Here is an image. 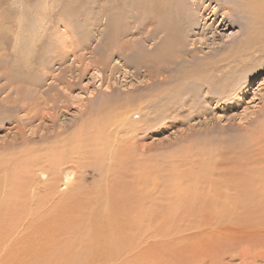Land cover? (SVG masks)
Masks as SVG:
<instances>
[{
	"label": "rangeland",
	"instance_id": "374dc122",
	"mask_svg": "<svg viewBox=\"0 0 264 264\" xmlns=\"http://www.w3.org/2000/svg\"><path fill=\"white\" fill-rule=\"evenodd\" d=\"M209 1L211 10H206L205 14L210 18L204 20V17L199 18L196 10H201V5L193 4V0H0V58L5 67L31 75L30 80L33 78L37 83L29 85L25 92L22 89L13 92L15 90L6 89L5 84L0 93V198H3V189H9V185L23 188L28 201H31V190H36L37 185L42 187L39 193L36 192L35 199L47 193L55 197L44 182L54 176L52 173L57 170V165H71L65 170L71 173L73 181L81 177L86 179L80 187L88 190L104 184L101 178L109 176L108 165H134L133 173L139 175V182H153L146 195L151 197V202H156L159 211L156 232L141 231V241L132 250L134 256L139 252L140 259L133 256L126 264L132 261L131 264H264V192H260L264 165H242V158L235 161L227 148L221 150V156L215 150L219 142L222 143L220 146L238 144L236 136H242L244 132L227 128L215 130L207 136L191 132L189 138H181L185 130L190 132L207 127L214 130L210 113L205 114V122V117H199V125L192 119L193 107L188 110L183 105L191 94L195 107L201 104L210 109L211 106L203 101L205 90L220 104L232 103L235 88L239 92L243 90L242 101L229 114L234 116L233 123L244 126L245 120H241V116L248 117L250 112L262 106L260 122L264 124V28L256 19L258 11L244 8V4L252 2L256 5L259 0H236L231 4L226 0ZM198 3L202 4L201 1ZM143 6L147 15L152 17L160 11L169 13L170 10L172 13L167 18H172L168 20L170 27L175 28L171 29L174 34L168 36L158 31L154 17L150 19L151 25H146L142 21L146 18L137 13L138 9L142 12ZM212 8L217 17L212 15ZM113 13L119 16L118 20L113 19ZM184 13L190 18L187 32L184 27L188 16ZM195 17L198 23L193 27ZM116 21L117 30L108 37L109 25ZM197 25L204 28L203 34L206 30L207 41L212 42L204 50V58L212 65L205 69L204 79L212 77L216 82L208 86L203 83L204 87L198 85L199 80L182 82L180 74L187 73L184 71L190 66L185 65L188 66L185 69L180 64L181 68L176 62L177 55L182 49L181 52H185L188 43L182 37ZM61 37L64 48L68 44L75 50L69 46L66 54L62 52ZM119 45L123 47L125 69L119 65L118 71L111 76L107 70H100V76H97L93 66L103 67L99 66V60L117 53ZM77 55L80 61L73 64L72 72H67ZM162 57L166 62L174 60L170 65L172 72L164 73L165 80L160 81L155 76L149 79L150 75L144 69L153 70V75L160 68L167 69L165 61L157 63ZM197 59L196 54L192 64L199 62ZM79 67L82 68L80 72ZM2 70L0 77L3 76ZM65 79L71 81L67 87L62 82ZM54 85L57 86L56 93L52 90ZM46 88L50 92L47 93ZM176 91L180 94L177 95ZM35 92L37 96L31 95ZM51 94L52 99L49 98ZM33 97L36 100L32 103L30 98ZM46 100L50 101L47 103ZM222 116L221 119L225 118ZM220 123L226 122L220 120ZM255 125L251 123L248 131ZM95 133L108 139L97 138ZM124 139L136 142L137 153ZM119 141H124L125 148L124 144L117 143ZM141 147L150 150L144 153ZM208 152L213 165L211 162L210 165L201 164L200 154ZM255 152L254 159L257 160L260 156ZM191 159L197 162L190 163ZM127 169L131 170L129 166ZM61 183L60 179L51 182L56 189ZM134 184L139 190L140 186L135 181L131 183ZM238 186L252 190L249 199L244 197L246 200H241L243 197L237 193L244 190ZM66 188L62 185L57 190L65 191Z\"/></svg>",
	"mask_w": 264,
	"mask_h": 264
},
{
	"label": "bare ground",
	"instance_id": "6f19581e",
	"mask_svg": "<svg viewBox=\"0 0 264 264\" xmlns=\"http://www.w3.org/2000/svg\"><path fill=\"white\" fill-rule=\"evenodd\" d=\"M193 1H194L193 4L197 3L198 6L201 5V8H202L201 10L196 9L197 13L199 14V18L204 17L202 19H204V20L209 19L210 16L206 15L205 11L211 10L210 6H209L211 4V1H209V0H204V2H203V0H193ZM200 1H201V3L203 2L202 3L203 5L198 3ZM212 1H214V0H212ZM226 1L231 4V3L235 2L236 0H226ZM226 1H225V3H227ZM205 2H207L206 5L204 4ZM217 2H219V1H217ZM259 2H261V5H259ZM259 2L256 5L252 2L250 3V5L244 4L246 6V7L244 6V8H245V10L247 9V11H249V9L251 11L252 10L258 11L256 19H257V21H259V25L262 28H264V0H259ZM111 3H112V1H111ZM138 7H140V6H138ZM143 8H144V6H143ZM237 8L241 9V7H239V6H237ZM192 9H194V6ZM138 10H137V13L139 14V16L146 18V19H142L143 22H146L145 23L146 25H151L150 19L152 20L155 18V22L157 23V30L158 31H162L161 33H164V34L166 33V35H168V36H170V34L171 35L174 34L173 32L171 33V29H173L174 27L173 28L170 27V22L168 20L171 17L167 18L172 13L170 10H168L169 13H167V12L164 13L163 11H160L155 16H153L154 18L151 15L150 16L147 15L148 12L145 11L146 10L145 8L142 10V12L138 11ZM212 12H210V13H212V15L214 17L218 16V15L216 16L217 13H216V11L214 12L213 8H212ZM130 13H132V12H130ZM197 13H196V15H197ZM115 14L113 13V15H112V16H114L113 19L118 20L119 16L117 14L116 15ZM185 15L188 16L187 14H185ZM253 15H254V13H253ZM180 17L182 18V16H180ZM181 18H180V20H181ZM166 19H167V21H166ZM19 20L22 21V19H19ZM189 21H190V18L188 16L187 21H186V27H184L186 32L188 31L187 26H189V24H188ZM213 21H215V20H213ZM117 22L118 21L112 22V24L109 25V28H108L109 30H107L108 37L111 34V32L117 28V26H116V24H118ZM180 23H181V21H180ZM196 23H198L197 18H196V22L191 24V26L195 25ZM253 23H254V21H253ZM152 24H153V21H152ZM171 25H173V24H171ZM205 25H206V23H205ZM208 26H209V23H208ZM180 27H182V24L179 26V29H180ZM176 28H178L177 22H176ZM203 29L204 28H202L200 25L199 26L197 25L196 28H190L189 32L186 33L185 37H182L184 41L186 40L188 42L185 44V49L187 51L185 50V52L182 53L181 52L183 50L182 49L180 51V54L177 55L179 57V58L177 57L178 60H176V62L178 61V66L181 68H182V65L183 66H185V65L190 66V67L185 66V69H186V67H188V69L184 71L187 73H181L179 79L184 83L187 81H192L191 79H193L194 81L199 80L198 85H200L202 87H204L202 85L203 83H206L208 86V84L211 85V84H213V82H216V81H213L214 78H212V77L211 78L213 80L210 77H206V79H204L205 69H207V70L210 69L212 65H210L211 62H210V64H208L207 59L204 58V55H205L204 50L210 47L209 44L211 41L210 42L207 41L208 38L205 35L206 30H204V34L201 32V31H203ZM174 31H176V30H174ZM139 32L145 33V31H142V30L141 31L139 30ZM146 32H147V30H146ZM179 32H180V30H179ZM181 32H183V31H181ZM175 33H177V32H175ZM196 34H198L197 38L195 37ZM259 34H261V33H259ZM162 36H164V35H162ZM186 37H188L189 39H187ZM19 38H20V36H19ZM24 39H23V41H24ZM57 39H58V37H57ZM155 39H156V37H155ZM15 40H17V39H15ZM142 40H144V39L142 38ZM147 40H149V39H147ZM169 41H172V40L169 39ZM164 42H165V40H164ZM262 42L263 41L261 40V43ZM15 43H16V41H15ZM60 43L62 44L61 48L64 50L62 52H64L65 54L67 53L69 46L73 47L72 49H74L73 45H68V44H66V47L64 48L63 47L64 43H63L62 37L60 39ZM127 43L129 44V42H127ZM169 43H171V42H169ZM169 43H168V45H169ZM121 44H123V43H121ZM71 47H70V49H71ZM88 47H89V45H88ZM181 48H184L183 45L181 46ZM122 50H123V47L119 45V47L117 49V53L115 52L114 54H112L111 57H109L106 60H99V66L102 65L103 67L100 68V67L94 65L93 68H94L95 74L97 76H100V72H101L100 70H102V71L107 70L108 76H111V74L118 71V68H120L119 65H121V68L125 69L126 62L123 59ZM249 50H250V47H249ZM175 52H176V50L174 51V53ZM188 52L190 54H188ZM73 54H74V51H73ZM187 54H188V56H187ZM196 54L198 55L197 61H199V62L196 61L197 63L192 64L193 58ZM73 56L75 57V55H73ZM174 57L175 56H173V58ZM104 58H106V55ZM168 58H170L169 60L173 59L171 57H168ZM153 59H154V57H153ZM163 59H166V58L162 57V59L157 60V63L160 64L159 63L160 60H162V62L165 61L164 64H166L165 65L167 68L166 70L159 67L160 69L157 70L156 72H154L155 74L153 75L152 69H151L152 72H150V70L144 69V71L150 75V76H148L149 79H152V77L155 76V77H158V80H160V81L165 80L166 75H164V73L165 72H172V69H170V65L174 62V60H173V62H166L167 60H163ZM205 60H206V64L204 63ZM79 61H80V59H78V55H77V57L74 59V61L72 63H70V67H67L68 68L67 72H72L73 71L72 68H74L73 64L75 62H79ZM112 61H116V62L112 65L111 64ZM89 62H91V61H89ZM96 62L97 61H95V63ZM3 63H4L3 60L0 58V70L3 69L1 72V73H3V76H1V77H3V82H1L2 78L0 77L1 78L0 79V93H1V91H3V88H5L6 86H7L6 89L13 88L15 90L13 92H18V90H20V89H22V91L25 92V90L29 89V85L37 84V83H34L35 80L33 78L30 80L31 75L29 76L28 74H25V73H18L12 67H5ZM180 64H182V65L180 66ZM212 64H213V62H212ZM85 65H87V63H85ZM110 65H112V66H110ZM201 67H204V70H201ZM84 68H87V66H85ZM181 68H177V70H179V69L181 70ZM80 69H82V68L79 67V72H80ZM140 71H142V70H140ZM61 72H62V70H61ZM176 75H178V74H176ZM61 77H64V76H61ZM167 77H168V75H167ZM136 78L139 79V77H136ZM142 78H144V77H142ZM144 79H146V78H144ZM179 79H177L176 81H179ZM55 80L57 81L56 78H55ZM65 80L66 81L62 80V82H64L65 87H67V85L71 81L68 82L67 79H65ZM5 84H6V86H4ZM55 87H57V86L54 85V88L53 89L51 88V89L52 90L57 89ZM49 88H46L47 93L50 92ZM211 89H213V87ZM236 89L237 88H235L233 90V97H231L233 99V101L230 104H227V103H223V104L221 103L220 104L219 100H217L214 97L209 96L208 90H205L204 95H203V101L205 102V104L207 103L208 105L211 106L210 109L208 106H204V105L202 106L201 104L197 105V107H195L194 104H196V103H194V95L192 96L191 94H189V96H188L189 99H187L188 101L184 102L183 105L188 110L193 107V109H191L192 112H194V116L192 119L194 121H197V123L199 124L200 123V122H198V120H200L199 117L200 116L205 117L203 119L205 122L206 121L205 120L206 119L205 114L210 113L211 114L210 121H212L215 124V125H212V124L211 125L213 127L215 126V128H214V130H213V128H212V130L211 129L208 130V127L206 129H203V130H201L199 128L200 130H195V131H190V132L185 130V133L181 135V138L183 140L186 138H189V134L191 132H193L196 135H206L207 136L215 130L223 131L227 128L230 129V131L231 130L242 131V132H244V134L242 136H239V137L236 136V138L239 139L237 142L238 144L234 143L233 145L220 146V144H222V143L219 142V146L217 148H215V150L218 153L217 155L221 156V154H222L221 150L224 148H227L233 154L235 161L239 157L242 158V160L240 161V162H242V165H264V124H261V122H260V121H262V120H260V112L262 110V106H258L257 109L250 112L248 117L243 118L244 116L243 117L241 116L240 119L245 120L244 126L233 123V122H235L234 116L233 115L229 116V114H231L230 112H232L234 109H236L238 104L242 101V99H240V98L243 95L242 93H244L243 90H240L241 92H239V91H236ZM41 92L44 93L45 91L42 90ZM58 92H59V90H58ZM60 92H61V90H60ZM54 93H56L55 90H54ZM176 93H177V95H179L180 91L179 92L176 91ZM26 94H28V93H26ZM34 94L37 96L36 92L32 93L31 95L34 96ZM16 95H17V93L15 94V97H17ZM49 98L52 99L53 94H51ZM32 100L35 101L36 99L34 97L32 99L30 98L31 102H32ZM50 100H46L47 103ZM178 100H180L179 96H178ZM27 102H29V101H27ZM221 102H223V101H221ZM13 103L15 104V101H13ZM192 104H193V106H191ZM173 105H175V103ZM125 115L126 114H124V116ZM221 115L225 116V118L221 119ZM263 118H264V116H263ZM220 120H224L226 123L221 124ZM251 123H256V125L254 126L253 129L248 131L247 128H248V126H250ZM199 125H201V124H199ZM103 129L107 130V128H103ZM106 133H104V134L106 135ZM97 136H98L97 138L101 137L100 135H97ZM107 136H109V135H107ZM126 137H128V135ZM101 138H106V137H104V135H103V137H101ZM120 138H122V137H120ZM215 138L217 141L220 140L217 137H215ZM87 139L88 138H86V140ZM106 139H108V138H106ZM129 139H131V137ZM124 140H126V139H124ZM101 141H102V139H101ZM134 141H135V139H134ZM117 143H120V146L124 144L123 148H125V146H126L124 141H119ZM126 143L128 144V146L132 145L133 146L132 151L137 153L138 148H137L136 142L133 143L132 140H128V141L126 140ZM114 144H116V143H114ZM79 145H81V144H79ZM117 145L119 146V144H117ZM123 148H120V149H123ZM245 148H247V149L245 150ZM140 149L144 153H147L150 150L149 148H145V147H141ZM204 149H206V147ZM206 150H204L203 153L206 152ZM255 151H257L258 155L260 156L259 159H257V160L254 159V155L256 154ZM76 153H77V151H76ZM116 153L118 154V152H116ZM118 155H120V154H118ZM127 155H128V153H127ZM70 156L72 158L74 157L72 155H70ZM200 156H201V164L210 165L209 162H211V161L209 160V158L211 159V157H209L210 156L209 152L205 153V154H200ZM116 157L117 156H115V158ZM221 159H223V158H221ZM187 160H188V158H186V161ZM193 161L197 162L196 159H194V160L191 159L190 163H193ZM231 161H233V160H231ZM137 163L139 164V161ZM237 163H238V161H237ZM211 164L213 165L212 162H211ZM69 166H71V165H66V167H61V165H57L56 166L57 170H55L54 172L52 171L53 172L52 175H54V176H51L47 182H44L46 187H47V190L50 191L49 193L50 194L53 193L52 195H55V197H53L47 193L46 195L38 196V198L35 199L36 198L35 195L37 194L36 192L39 193V190L42 187L41 185L36 186L37 191L31 190L32 193L29 195V197L31 198V201H28L26 199L25 196L27 193L23 192V190H22L23 188L19 189L18 185L20 183L19 184L17 183L18 188L10 187V185H9V189L6 187L3 189L4 190L2 193L3 198H0V264H117V263L126 264V263L130 262V261H128V259L133 258V256H134V253L132 254V250H133V248H135L134 246H137V244L141 241V237H142L141 233H143L144 230L145 231L151 230V231L156 232L155 231V228L157 225L156 224L157 223L156 218H157V212L159 210L157 209L156 202L155 203H153V201L151 202V197L146 195L147 190L149 188V184L151 187V185H152L151 183H153V182H151L149 184L141 182V181L139 182V180H138L139 175H137L136 172L133 173L134 165H123L122 163H119V165L118 164L117 165H108V167H106V169H107V173L109 176L105 177L106 179L101 178L103 180L104 184L98 185V186L96 185L97 189H95L96 187H94V190L93 189L88 190L84 186H82V188L80 187V184H82L86 180V179H83V177H81L80 180H78V181H76V180L73 181L74 178L72 179L71 173L67 172V170H65ZM77 166L78 165H75V167H77ZM128 166L131 168V170L127 169ZM44 170H46V169H44ZM140 178H141V176H140ZM56 179L57 180L60 179V181L62 182L61 184L57 185V189H58V187L63 185L65 187H67L66 188L67 190L58 191L56 189V187L54 188L52 186L51 182H53ZM87 179H89V178H87ZM2 181H4V180H2ZM133 181H135V183L140 186L139 190L137 189V186L135 184H134V186L131 185V183ZM5 182H7V181H5ZM262 183H263V185H260V192H264V182H262ZM145 185H148V186L145 187ZM238 187L244 190V191L239 190L241 193H237L238 195L243 197L242 199L241 198L240 199L246 200V198H244V197H248L247 199H249V196H250L249 191H252V190L250 188H249L250 190L249 189L246 190L242 186H238ZM51 188H52V190H51ZM153 190H154V188H153ZM154 192H155V190H154ZM192 193H194V192H192ZM220 194H222V193H220ZM34 199H35V202H33ZM247 201H249V200H247ZM146 202H151L152 204H149ZM186 209H187V205H186ZM248 209H249V207L246 210H248ZM25 220H29V221H25ZM158 225H161V224H158ZM141 231H143V232H141ZM167 231H169V230H167ZM26 239H27V242H26ZM149 239L151 241V238H149ZM136 252H138V251H136ZM136 252H135V254H136ZM135 257H136V259H138L140 257L139 252L137 255L134 256V258ZM121 258H122V260L120 261ZM136 259H135V261H137Z\"/></svg>",
	"mask_w": 264,
	"mask_h": 264
}]
</instances>
